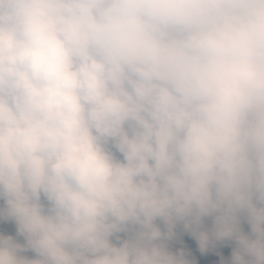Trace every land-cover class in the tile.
I'll return each instance as SVG.
<instances>
[{
  "label": "clouds",
  "instance_id": "9594fccd",
  "mask_svg": "<svg viewBox=\"0 0 264 264\" xmlns=\"http://www.w3.org/2000/svg\"><path fill=\"white\" fill-rule=\"evenodd\" d=\"M0 264H264V0H0Z\"/></svg>",
  "mask_w": 264,
  "mask_h": 264
}]
</instances>
